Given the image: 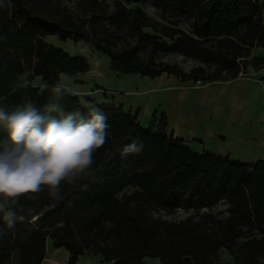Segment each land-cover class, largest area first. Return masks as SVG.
<instances>
[{
  "label": "trees",
  "instance_id": "16d2710c",
  "mask_svg": "<svg viewBox=\"0 0 264 264\" xmlns=\"http://www.w3.org/2000/svg\"><path fill=\"white\" fill-rule=\"evenodd\" d=\"M144 0H76L73 9L50 8L49 0H0V96L11 108L22 97L49 101L40 86L11 93L18 74L41 85L59 75L86 73L84 57L70 56L44 38L85 42L105 53L111 70L181 82L210 83L239 77L247 67L264 71V4L259 0H150L160 20L141 8ZM140 4V5H139ZM189 21V30L179 28ZM261 48L260 57L252 56ZM179 55L189 71L158 59ZM264 82V76L261 78ZM33 84V83H32ZM68 111L86 109L66 97ZM107 116V143L95 153L92 178L61 186L62 201L47 189L12 205L23 217L13 228L0 222V264H40L47 242L69 252L67 264L99 255L112 264H212L222 248L235 264H264V160L242 162L209 151L194 152L181 139L144 128L136 115L112 103L95 104ZM136 140L139 152L122 155ZM69 202L72 206L69 207ZM223 203L226 208L216 210ZM191 211L183 221L163 219ZM36 218V221L33 219ZM246 238L244 243H238Z\"/></svg>",
  "mask_w": 264,
  "mask_h": 264
},
{
  "label": "clouds",
  "instance_id": "9594fccd",
  "mask_svg": "<svg viewBox=\"0 0 264 264\" xmlns=\"http://www.w3.org/2000/svg\"><path fill=\"white\" fill-rule=\"evenodd\" d=\"M32 86L29 74L23 72L10 91L17 93ZM41 87L50 98L42 106L22 97L9 108L3 103L6 98L0 96V222L8 228L23 219L12 207L21 196L47 189L52 199L62 201L60 191L65 182L73 188L90 178L95 182V153L109 136L108 118L98 106L81 95L86 111H68L61 101L75 93L60 82H45ZM141 148L132 140L121 154Z\"/></svg>",
  "mask_w": 264,
  "mask_h": 264
},
{
  "label": "rangeland",
  "instance_id": "374dc122",
  "mask_svg": "<svg viewBox=\"0 0 264 264\" xmlns=\"http://www.w3.org/2000/svg\"><path fill=\"white\" fill-rule=\"evenodd\" d=\"M75 2L76 0H49V6L52 10L60 11L73 9ZM259 3L264 4V0H259ZM140 6L149 16L160 20V15L150 0H144ZM178 25L182 30H189L190 24L187 20L180 21ZM44 41L53 48L65 51L70 56L81 55L89 64L88 72L71 76L59 75L55 83L64 84L71 93L76 94L74 96L80 99L82 95L85 100L93 104L110 102L122 106L125 112L131 111V114L138 116L142 127L148 128L149 119L144 121L143 110L147 105L152 107L153 102L160 95L153 91L145 92L153 88L154 80L152 78L137 74H119L111 70L108 56L105 53L96 52L88 43L73 40L62 41L56 36H47ZM251 54L260 57L262 49L254 48ZM158 59L175 63L185 71H189L196 64L189 58L172 54L158 57ZM263 76V70L255 72L251 67H247L244 73L239 74L241 79L236 82H234L235 80H230L231 82L213 81V87L218 90L213 92L212 102L220 106L217 123L224 122L226 116L233 114L232 120H227L231 126H228L226 134H217L206 142L201 138H195L192 142L184 141L185 146L187 145L194 152L209 151L214 154L227 155L234 160L246 163L264 160V82L261 80ZM41 82V79L36 77L32 83L41 87ZM201 86H206V83H201ZM156 126L157 129L161 128L159 124ZM225 208L223 203L216 205V210ZM191 214V211L179 210L171 216L161 214V217L172 221H183ZM245 241L247 239L242 238L238 243ZM234 250L235 248L232 251L225 248L220 249L211 258L212 264H235L238 259ZM105 263L112 264V262ZM8 264H17L15 256L10 259ZM144 264H160V261L157 258H145Z\"/></svg>",
  "mask_w": 264,
  "mask_h": 264
},
{
  "label": "crops",
  "instance_id": "0c3cea01",
  "mask_svg": "<svg viewBox=\"0 0 264 264\" xmlns=\"http://www.w3.org/2000/svg\"><path fill=\"white\" fill-rule=\"evenodd\" d=\"M152 79L153 88L145 92L153 91L160 95L152 107L147 105L143 110L144 121L149 119L147 127L153 125L156 129V125L162 122L168 135L186 142H192L195 138L206 142L217 134H226L228 126H231L227 120L231 121L233 114L226 116L224 122L217 123L220 106L212 102V94L218 90L213 87L214 83L201 86V83L197 85L190 81L181 82L175 76L165 74ZM239 79L241 78L234 79V82ZM128 113L131 114V111ZM46 250L40 264H67L69 252L63 248H53L50 241L47 242ZM76 264L107 263L99 255H83L78 258Z\"/></svg>",
  "mask_w": 264,
  "mask_h": 264
},
{
  "label": "water",
  "instance_id": "95a60500",
  "mask_svg": "<svg viewBox=\"0 0 264 264\" xmlns=\"http://www.w3.org/2000/svg\"><path fill=\"white\" fill-rule=\"evenodd\" d=\"M34 221H36V218L35 219H33Z\"/></svg>",
  "mask_w": 264,
  "mask_h": 264
}]
</instances>
